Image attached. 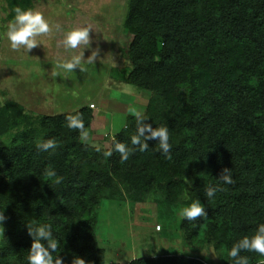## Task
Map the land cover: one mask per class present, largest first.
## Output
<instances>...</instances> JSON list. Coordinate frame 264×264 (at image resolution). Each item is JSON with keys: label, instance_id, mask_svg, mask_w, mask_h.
<instances>
[{"label": "trees", "instance_id": "trees-1", "mask_svg": "<svg viewBox=\"0 0 264 264\" xmlns=\"http://www.w3.org/2000/svg\"><path fill=\"white\" fill-rule=\"evenodd\" d=\"M4 1L11 21L16 8L32 9L38 0ZM122 28L131 63L126 79L150 91L144 123L169 128L170 158L155 140L144 152L131 145L134 115L97 152L79 140V130L66 126V116L79 115L86 131L89 106L41 114L15 99L0 102V138L13 132L0 140V211L8 218L0 264H28V226L43 224L60 241L54 256L63 264H104L93 224L105 198H153L169 210L199 200L207 217L180 219L178 229L194 239L207 223L203 241L213 244L220 264H231L228 249L264 223V0H127ZM48 139L57 148L38 151L36 145ZM115 142L134 149L126 161L115 151L104 155ZM223 168L231 169L234 183L221 185L224 190L209 201L204 189L220 183ZM241 255L257 264L259 254ZM128 264L209 263L194 254L162 252Z\"/></svg>", "mask_w": 264, "mask_h": 264}, {"label": "rangeland", "instance_id": "rangeland-1", "mask_svg": "<svg viewBox=\"0 0 264 264\" xmlns=\"http://www.w3.org/2000/svg\"><path fill=\"white\" fill-rule=\"evenodd\" d=\"M126 1L35 2L32 10L42 12L50 25L54 11L67 14L65 19L62 17L55 22L60 26V31H57L60 35H57L61 39L67 31L85 25L83 19L88 7L98 8L105 19L104 22L100 21L98 27L100 59L104 64L85 63L84 72L77 68L67 76L62 74L54 77L52 73L57 70V62L67 57L54 56L53 31L38 37L43 43L29 53L22 49L12 50L6 36L10 22L7 19L9 8L6 1L0 0V102L15 99L28 112L53 114L80 108L84 101L92 99L96 106L93 107L94 113L92 112V119L86 129L87 138L80 134L79 140L92 146L108 148L111 138L124 126L127 116L133 115L129 110L135 108L143 114L150 97L149 90L139 88L126 79V73L131 69L126 54L128 37L122 28ZM91 40L95 44L99 36L96 39L91 36ZM39 77L49 81L52 79L54 83L38 84L35 80H39ZM34 88L39 90H33ZM11 133L13 132L0 140H6ZM182 208L183 206H172L169 210L153 198L139 203H129L126 199H102L96 209L93 226L98 246L104 250V264H128L133 258L155 256L162 252L194 254L203 257L209 264H220L221 257L214 251L213 244L203 241L207 240L205 236L209 232L207 223L202 226L203 232L198 237L184 238L185 235L178 229L179 211ZM170 212H173L171 216ZM191 246L198 248L191 251ZM186 248L189 250L185 252ZM209 248L216 256L204 255L202 250ZM224 248L221 246V251Z\"/></svg>", "mask_w": 264, "mask_h": 264}, {"label": "clouds", "instance_id": "clouds-1", "mask_svg": "<svg viewBox=\"0 0 264 264\" xmlns=\"http://www.w3.org/2000/svg\"><path fill=\"white\" fill-rule=\"evenodd\" d=\"M57 31L60 30L59 25H55ZM53 31V26L45 18L40 11L32 9L16 8L15 17L11 20L6 29V36L10 42L12 50H23L27 53L39 44L43 43L38 39L43 35H48ZM90 41V28L80 27L67 31L63 38V46L65 49L75 50L81 45L87 46ZM95 56L90 57L84 61L82 56L73 55L71 59L58 61L56 69L52 75L54 77L67 76L79 68L80 72L86 71L85 63H92ZM130 113L136 117L137 129L136 134L131 136V145L138 146L140 152L149 149L147 141L155 140L158 142L159 151L170 158V151L172 145L170 143V133L167 126L153 127L151 124L144 123L146 117L137 109L131 108ZM66 126L69 129H76L82 133L83 138H87L85 125L83 119L79 115L66 116ZM38 151L51 153L57 148V142L53 139L42 141L36 145ZM95 151L100 152L101 146L93 145ZM113 151L120 154L122 161H126L134 152V149L122 142H115L112 149L104 152L105 156H111ZM49 177H55L54 182L60 184L63 177L57 176L54 171H48ZM219 184L209 185L204 189V197L207 200L215 198L216 193L223 191L221 185H231L234 183L233 174L230 168H223L219 175ZM181 220L195 221L201 217H207L204 205L199 201H193L187 207H183L179 211ZM8 218L4 211H0V236L4 234L5 222ZM29 235L32 237V243L28 250L27 261L28 264H63L59 255H55L60 246V241L54 237L52 226L50 224H43L35 227L28 226ZM186 248L184 251H188ZM254 252L259 254L257 264H264V223L258 224L253 235H245L235 242L227 251V256L231 260V264H249V257L242 256L241 252ZM204 255L211 254L216 256L212 249L202 250Z\"/></svg>", "mask_w": 264, "mask_h": 264}, {"label": "crops", "instance_id": "crops-1", "mask_svg": "<svg viewBox=\"0 0 264 264\" xmlns=\"http://www.w3.org/2000/svg\"><path fill=\"white\" fill-rule=\"evenodd\" d=\"M87 9H88L87 10V14H85L86 16L83 19V23L85 25L86 24L87 25L86 26L85 25H80V27H89L90 28V40H91V36L93 38H95V39L98 38V36H99V40H97L95 42V44H94L93 40H91V43L89 41V45H87V46L81 45L79 48H77L75 50L65 49L64 46H63V43H62L63 38L61 39V37L59 36L60 35L59 32H57V30L55 28V25H57V23L55 24V22L57 20L58 21L61 20L62 17L66 18L68 16H67V14H59V12L55 13V11H54V17H52L53 18V21H52L53 32H52V34H53V38H54L53 47L55 49V53H54L55 57H62L63 56V57H67V58H65V60H67V59H71V57L73 55H80V56H82L84 61H87L90 57L95 56V59L93 60V63H98V64L99 63H103L104 64L102 59H100V49H99L100 48L99 47V45H100V35H99V32H98V27L100 25V21L104 22L105 19H104V16L99 13L98 8H95V7L91 6V7H88ZM89 23H91V24H89ZM93 23L95 24V26H93ZM75 27H78V26H75ZM94 29H97V31L95 32ZM94 32H95V34H94ZM57 34H59V35H57ZM55 37H56V39H55ZM56 52H57V54H56ZM35 81H37L38 84L54 83V80H52V79H51V81H49V80H44L41 77H39V80H35ZM33 90L37 91L39 89L38 88H34ZM90 102H93L92 99H90L89 101H84V105L88 106V104ZM94 105L96 106L95 103H94ZM94 109L95 108H91L92 112H93Z\"/></svg>", "mask_w": 264, "mask_h": 264}, {"label": "built area", "instance_id": "built-area-1", "mask_svg": "<svg viewBox=\"0 0 264 264\" xmlns=\"http://www.w3.org/2000/svg\"><path fill=\"white\" fill-rule=\"evenodd\" d=\"M88 106H89L90 108H93V107H94V103H93V102H90V103L88 104Z\"/></svg>", "mask_w": 264, "mask_h": 264}]
</instances>
